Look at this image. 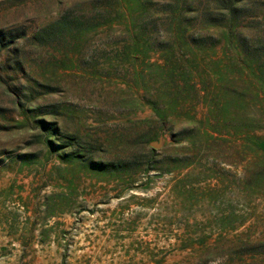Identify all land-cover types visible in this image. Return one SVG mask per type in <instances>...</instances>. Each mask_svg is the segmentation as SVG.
I'll use <instances>...</instances> for the list:
<instances>
[{
  "label": "rangeland",
  "instance_id": "374dc122",
  "mask_svg": "<svg viewBox=\"0 0 264 264\" xmlns=\"http://www.w3.org/2000/svg\"><path fill=\"white\" fill-rule=\"evenodd\" d=\"M0 264H264V0H0Z\"/></svg>",
  "mask_w": 264,
  "mask_h": 264
},
{
  "label": "trees",
  "instance_id": "16d2710c",
  "mask_svg": "<svg viewBox=\"0 0 264 264\" xmlns=\"http://www.w3.org/2000/svg\"><path fill=\"white\" fill-rule=\"evenodd\" d=\"M152 152L154 153L155 150L152 149ZM91 166H93V168H112L115 166V164L111 162H91Z\"/></svg>",
  "mask_w": 264,
  "mask_h": 264
},
{
  "label": "water",
  "instance_id": "95a60500",
  "mask_svg": "<svg viewBox=\"0 0 264 264\" xmlns=\"http://www.w3.org/2000/svg\"><path fill=\"white\" fill-rule=\"evenodd\" d=\"M151 145H152L153 148L159 149V148L162 147L163 144L161 142H159V143L153 142V143H151Z\"/></svg>",
  "mask_w": 264,
  "mask_h": 264
}]
</instances>
